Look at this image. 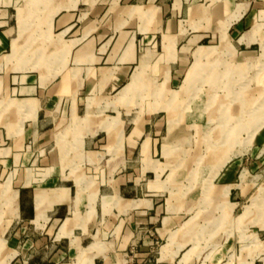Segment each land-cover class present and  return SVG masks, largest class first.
Listing matches in <instances>:
<instances>
[{
    "label": "crops",
    "instance_id": "1",
    "mask_svg": "<svg viewBox=\"0 0 264 264\" xmlns=\"http://www.w3.org/2000/svg\"><path fill=\"white\" fill-rule=\"evenodd\" d=\"M39 1H29L32 13ZM131 1L137 2L119 6ZM87 2L92 19H83L76 38L49 53L60 56L61 65L37 74L15 61L16 43L28 21L17 9L20 0H0V106H6L0 113V173L15 172L27 163L33 167L32 178L23 186L11 192L0 188L3 209L21 224V232L29 228L31 237L49 226L47 232L58 247L75 260L86 255L84 264H125L137 227L153 234L143 235L128 264H194L199 251L177 237L179 209L160 203L166 188L161 179L165 167L158 157L168 152L160 145V125L120 112L119 103L133 101L118 94L134 84L146 66L135 67L139 41L144 57L155 53L159 86H173L186 73L183 89L196 75L193 66L202 60L197 61V53L208 50L203 44L218 38L206 26L209 19L224 22L225 32L237 35L245 19H254L247 15L249 7L264 0H77L73 7ZM103 2L120 10L105 24L96 16L97 4ZM257 13V19H264V11ZM54 14L47 21L61 39L76 14L70 11L55 19ZM133 19L141 24L136 33L122 26ZM112 20L123 27L116 35L110 31ZM119 229L118 245L96 243L98 232ZM12 256L18 255L13 251Z\"/></svg>",
    "mask_w": 264,
    "mask_h": 264
},
{
    "label": "rangeland",
    "instance_id": "2",
    "mask_svg": "<svg viewBox=\"0 0 264 264\" xmlns=\"http://www.w3.org/2000/svg\"><path fill=\"white\" fill-rule=\"evenodd\" d=\"M29 1L20 0L17 8L28 21L23 37L16 43L19 54L15 61L22 63L25 71L45 74L61 65L60 56L49 53L64 41L75 39L83 19H92L93 12L88 2L85 7H73L77 0H41L32 13ZM252 5L247 15L254 19H245L237 35L225 32L224 22L214 24L209 19L206 26L218 38L203 44L212 52L194 62L196 75L189 87L180 89L186 73L173 86H159L162 79L154 76L155 53H150L149 59L144 57L147 53L139 41L135 67L140 68L145 62L146 66L139 79L118 94L133 101L119 103L120 112L135 121L145 116L152 125H160V145L168 151L166 156L158 157L165 167L161 179L166 188L160 203L179 209L181 228L177 237L187 240L190 249L199 251L194 264H264V19H257V12L264 11V2ZM97 8V19H104L103 24L120 11L109 2L97 4ZM52 11L54 19L70 11L76 14L61 39L57 38L59 32L54 24L47 21ZM133 20L122 26L136 33L141 24ZM110 25L115 35L123 28L114 20ZM142 83L150 86L142 87ZM5 108L0 106V113ZM31 170L33 167L27 163L15 172L11 169L0 173V188L4 186L11 192L23 186L24 181L32 178ZM8 180L10 183H6ZM16 196L10 200L12 205ZM3 208L6 205L0 200V264H84L86 255L75 260L67 250L58 247L53 235L47 232L49 226L31 237L29 228L21 232V224ZM121 234L120 229L103 230L95 240L118 245ZM144 234L153 233L141 227L135 229L131 253ZM36 240L40 241L38 246L30 244ZM13 251L18 256L12 260ZM131 253L125 264L130 262Z\"/></svg>",
    "mask_w": 264,
    "mask_h": 264
},
{
    "label": "bare ground",
    "instance_id": "3",
    "mask_svg": "<svg viewBox=\"0 0 264 264\" xmlns=\"http://www.w3.org/2000/svg\"><path fill=\"white\" fill-rule=\"evenodd\" d=\"M21 33H22V31H21ZM12 45H13V44H12ZM211 52H212V51H209V50L204 51V50L202 49V51H199V52L197 53V55H196V59H197V61L200 60V59H204V58L208 57V56L211 54ZM189 76H190V74H189ZM189 76H188L187 80L190 78ZM189 81H190V80H189Z\"/></svg>",
    "mask_w": 264,
    "mask_h": 264
}]
</instances>
